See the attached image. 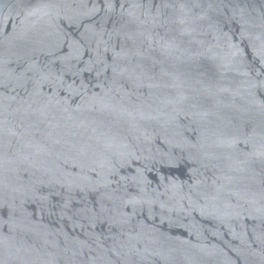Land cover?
<instances>
[{
  "label": "water",
  "instance_id": "1",
  "mask_svg": "<svg viewBox=\"0 0 264 264\" xmlns=\"http://www.w3.org/2000/svg\"><path fill=\"white\" fill-rule=\"evenodd\" d=\"M0 264H264V0H0Z\"/></svg>",
  "mask_w": 264,
  "mask_h": 264
}]
</instances>
